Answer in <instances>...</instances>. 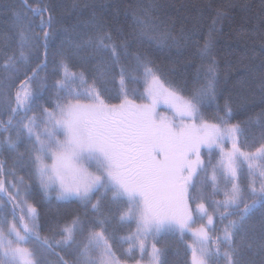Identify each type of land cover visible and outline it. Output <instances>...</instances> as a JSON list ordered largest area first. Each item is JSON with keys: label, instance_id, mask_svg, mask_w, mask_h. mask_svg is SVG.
<instances>
[{"label": "snow or ice", "instance_id": "1", "mask_svg": "<svg viewBox=\"0 0 264 264\" xmlns=\"http://www.w3.org/2000/svg\"><path fill=\"white\" fill-rule=\"evenodd\" d=\"M11 16L13 35L0 34V264H144L145 256L147 264H167L156 238L165 232L183 238L186 231L196 238L188 245L191 264H264V111L232 123L231 101L219 103L211 35L196 42L200 63L183 95L165 85L149 53L133 47L145 39L158 47L176 43L170 32H156L146 11L132 13L130 33L95 5L70 29L55 27L54 10L43 2L32 7L22 0ZM61 30L64 38L49 60ZM71 57L83 71H69ZM130 83L143 85V92H130ZM256 87L264 100V74ZM161 105L169 114L158 111ZM247 126L260 131L255 151L240 143L249 139ZM204 148L219 150L215 164L201 159ZM208 180L212 195H223L213 201V214L202 194L194 196ZM52 193L57 214L59 202L80 208L45 231L28 200L40 196L51 204ZM216 213L228 222L213 240ZM123 226L127 234L119 233Z\"/></svg>", "mask_w": 264, "mask_h": 264}, {"label": "trees", "instance_id": "2", "mask_svg": "<svg viewBox=\"0 0 264 264\" xmlns=\"http://www.w3.org/2000/svg\"><path fill=\"white\" fill-rule=\"evenodd\" d=\"M41 2L52 6L56 21L54 26L59 29H70L77 24L78 20L87 18L91 14L92 6L95 5L117 27H122L126 33H130L133 23L132 13L146 11L156 32H170L176 38V43L173 44L169 40L167 45L158 47L154 42L145 39L143 43L138 42L133 47L141 52L149 53L153 67L158 70L165 85L171 84L182 89L181 94L183 95L190 93L192 76L195 67L200 63L199 59L193 55L196 42L202 45L204 40L211 35L214 42L213 53L219 64L218 90L221 92L219 103L223 105L225 100L231 101L232 123L247 121L250 116L264 111V100L261 99L256 87L258 78L264 74V0H29L32 7H38ZM13 8L21 9L22 0H0V34H7L10 37L13 35L11 28ZM63 38L64 34L61 30L50 43L49 60L52 59V52L59 47ZM41 58H43V49H41ZM68 63L70 72L79 73L84 70V66L77 58L71 57ZM186 82L187 87H185ZM78 85L79 81L73 87ZM128 87L130 92L131 89L138 87L137 96L143 92V85L130 83ZM111 88L110 84L109 89ZM115 88H119L118 83ZM110 97H115V92H110ZM112 102L118 103L119 99H112ZM161 108L163 114H169L165 106L162 105ZM213 114L212 111L205 113L209 119ZM245 136L249 138L246 143L243 137L240 139L244 150L255 151L260 146L259 128L245 127ZM219 156L220 154L216 151H211V153L202 151L201 159L205 164L209 159L212 164H215ZM248 171L247 164L244 163L240 179L245 187L249 182ZM19 174L24 175L26 184L31 182L27 174L22 172ZM208 175H211L210 167ZM199 179L204 181L203 173ZM221 187H223L222 181ZM201 194L207 200L206 207L209 214H213L215 209L213 201L222 200V193L213 196L211 181L208 180L204 184L198 183L194 196L199 198ZM28 203L37 207L40 223L45 231L54 220L63 221L71 218L80 208L78 202H59V213L57 214L58 202L55 201V193H52L51 204L40 196L29 198ZM191 207L195 210L194 203ZM8 208L11 211V205H8ZM24 213H27L26 207ZM20 214V209H17V223ZM253 219L258 228L259 213H256ZM227 222V220L221 222L219 213L214 215V229L210 233L213 240L217 235L222 234V229ZM193 227H199V223ZM131 228L134 230V223ZM129 230L128 226H123L119 228V233L127 234ZM156 240L158 241L157 247L165 250L164 259L167 264H191L192 250L188 248V245L196 243V238L193 237L191 231H186L183 238L178 232L161 233ZM152 242L149 241V252ZM124 247L126 248L127 245ZM116 251L120 254L122 249L118 247ZM136 255L139 257V251ZM147 260L148 256H145L144 264H147Z\"/></svg>", "mask_w": 264, "mask_h": 264}, {"label": "rangeland", "instance_id": "3", "mask_svg": "<svg viewBox=\"0 0 264 264\" xmlns=\"http://www.w3.org/2000/svg\"><path fill=\"white\" fill-rule=\"evenodd\" d=\"M162 106V105H161ZM161 106L158 108V111H160L162 114H163V112L161 111ZM169 111V110H168ZM164 113H167V111H164ZM231 148V142H228L227 143V146H226V150L227 149H230ZM202 151H209L207 148H204V149H202ZM211 151H216V152H218L219 153V150L218 149H215V148H213ZM220 154V153H219Z\"/></svg>", "mask_w": 264, "mask_h": 264}]
</instances>
